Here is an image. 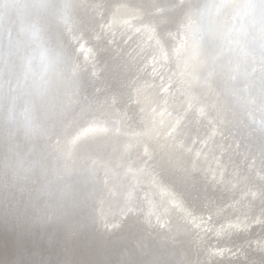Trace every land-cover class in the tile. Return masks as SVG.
<instances>
[{"label": "bare ground", "instance_id": "bare-ground-1", "mask_svg": "<svg viewBox=\"0 0 264 264\" xmlns=\"http://www.w3.org/2000/svg\"><path fill=\"white\" fill-rule=\"evenodd\" d=\"M0 264H264V0H0Z\"/></svg>", "mask_w": 264, "mask_h": 264}]
</instances>
